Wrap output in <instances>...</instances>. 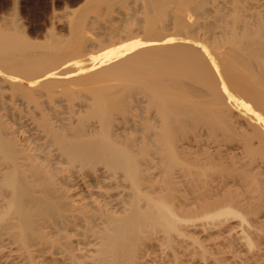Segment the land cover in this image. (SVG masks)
<instances>
[{
    "label": "bare ground",
    "instance_id": "obj_1",
    "mask_svg": "<svg viewBox=\"0 0 264 264\" xmlns=\"http://www.w3.org/2000/svg\"><path fill=\"white\" fill-rule=\"evenodd\" d=\"M91 1L0 22V264H264V0Z\"/></svg>",
    "mask_w": 264,
    "mask_h": 264
},
{
    "label": "rangeland",
    "instance_id": "obj_2",
    "mask_svg": "<svg viewBox=\"0 0 264 264\" xmlns=\"http://www.w3.org/2000/svg\"><path fill=\"white\" fill-rule=\"evenodd\" d=\"M84 2L85 0H0V22L4 17L17 19L30 37L41 41L50 39L51 33L68 36L69 15L77 7L86 10ZM91 4L105 5L97 0L89 2V6Z\"/></svg>",
    "mask_w": 264,
    "mask_h": 264
}]
</instances>
